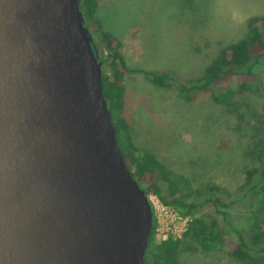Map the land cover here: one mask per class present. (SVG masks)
I'll list each match as a JSON object with an SVG mask.
<instances>
[{
    "label": "water",
    "instance_id": "water-1",
    "mask_svg": "<svg viewBox=\"0 0 264 264\" xmlns=\"http://www.w3.org/2000/svg\"><path fill=\"white\" fill-rule=\"evenodd\" d=\"M152 225L79 0H0V264H145Z\"/></svg>",
    "mask_w": 264,
    "mask_h": 264
},
{
    "label": "rangeland",
    "instance_id": "rangeland-1",
    "mask_svg": "<svg viewBox=\"0 0 264 264\" xmlns=\"http://www.w3.org/2000/svg\"><path fill=\"white\" fill-rule=\"evenodd\" d=\"M263 14L264 0H98L95 11L102 26L120 40L128 67L167 72L182 83L202 75L222 48L245 36L246 20ZM258 79L257 88L234 97V105L228 107L216 102L210 90L189 100L175 87L153 85L140 72L124 76V116L133 144L188 179L179 184L187 201L201 204L219 198L227 204L206 203L192 212L216 221L225 244L237 242L233 228L246 231L258 207L256 189L251 187L264 177V57ZM241 80L237 76L224 80L214 87V95L235 88ZM254 168L258 171L246 184V172ZM148 199L155 239L180 237L185 220L192 216L176 212L173 206L164 214L154 195ZM175 212L181 220L174 218ZM258 215L264 218V209ZM224 247L182 244L178 260L182 264H264V256L240 260Z\"/></svg>",
    "mask_w": 264,
    "mask_h": 264
},
{
    "label": "trees",
    "instance_id": "trees-1",
    "mask_svg": "<svg viewBox=\"0 0 264 264\" xmlns=\"http://www.w3.org/2000/svg\"><path fill=\"white\" fill-rule=\"evenodd\" d=\"M97 0H79V8L83 13L85 23L98 41L96 50L102 60V91L111 114V120L116 131L117 144L121 149L124 161L132 176L144 189L147 196L155 195L163 204L173 206L178 212L191 215L199 206L206 203L227 206L219 198H207L203 203L187 201L181 195L179 184L188 183L184 176H178L169 170L152 152L143 151L133 144L129 133L128 122L122 115L125 86L123 79L128 72H141L153 85L158 87H175L176 90L191 100L197 92L211 91L216 102L228 107L234 105V97L241 96L258 87V71L261 59L264 57V14L251 16L246 20L245 36L222 48L210 61L204 73L187 83H182L167 72H155L144 69H129L121 53V43L109 31L105 30L96 18ZM108 68V70H106ZM242 80L235 88L226 89L215 96L216 85L232 77ZM259 83V82H258ZM257 169L246 172V184H249ZM261 174L264 175V172ZM258 195V207L250 215L251 224L246 231L233 228L237 242L224 243L222 230L216 221L206 220L203 216H192L182 231L180 237H168L164 240L155 239V220L150 231L145 252V264H182L179 260V249L183 244L190 248L196 244L202 249L224 245L226 252L240 260H257L264 256V218L258 215L264 209V177L251 187ZM247 191H245L246 195ZM225 216L224 211H219Z\"/></svg>",
    "mask_w": 264,
    "mask_h": 264
},
{
    "label": "built area",
    "instance_id": "built-area-1",
    "mask_svg": "<svg viewBox=\"0 0 264 264\" xmlns=\"http://www.w3.org/2000/svg\"><path fill=\"white\" fill-rule=\"evenodd\" d=\"M155 196V195H154ZM156 197V196H155ZM157 198V197H156ZM157 200V202H158V204H159V210L161 211V212H163L164 214H167V213H169L170 211H171V208L170 207H168V206H170V205H166V204H163L158 198L156 199ZM150 202V201H149ZM150 204H152V203H150ZM151 207H153L152 205H151ZM176 212H178L176 209H174ZM175 212V214H174V218L175 219H178V220H181L182 219V217L179 215V214H177ZM187 224V220H185V225ZM185 229V228H184ZM166 238H168L167 236H165V237H163V239L162 240H164V239H166Z\"/></svg>",
    "mask_w": 264,
    "mask_h": 264
},
{
    "label": "crops",
    "instance_id": "crops-1",
    "mask_svg": "<svg viewBox=\"0 0 264 264\" xmlns=\"http://www.w3.org/2000/svg\"><path fill=\"white\" fill-rule=\"evenodd\" d=\"M98 1V0H97ZM97 8V7H96ZM103 25V24H102ZM105 29V28H104ZM105 30H107V29H105ZM108 31V30H107ZM110 32V31H109ZM113 36H115L112 32H110ZM116 37V36H115ZM117 38V37H116ZM118 39V38H117ZM119 40V39H118ZM120 41V40H119ZM120 50H121V48H120ZM128 66V65H127ZM129 69H136V67H134V68H132V67H128ZM139 69H143V68H139ZM128 73H130V72H128ZM141 73V72H140ZM127 74V73H126ZM125 74V75H126ZM142 75H144L143 73H142ZM146 78V77H145ZM147 79V78H146ZM148 80V79H147ZM149 81V80H148ZM123 84H124V79H123ZM124 86H125V84H124ZM125 92H126V87H125ZM124 99H125V94H124ZM124 104H125V100H124V103H123V110H122V115H123V117H124ZM126 118V117H125ZM126 120H127V118H126ZM128 128H129V126H128ZM129 130V129H128ZM129 133H130V131H129Z\"/></svg>",
    "mask_w": 264,
    "mask_h": 264
}]
</instances>
